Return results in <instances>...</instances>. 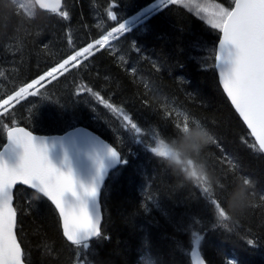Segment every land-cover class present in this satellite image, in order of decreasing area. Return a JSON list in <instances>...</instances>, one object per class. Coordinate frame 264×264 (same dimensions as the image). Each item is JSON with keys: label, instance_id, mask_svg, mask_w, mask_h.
<instances>
[{"label": "trees", "instance_id": "obj_1", "mask_svg": "<svg viewBox=\"0 0 264 264\" xmlns=\"http://www.w3.org/2000/svg\"><path fill=\"white\" fill-rule=\"evenodd\" d=\"M154 1L118 0L117 21L107 16L112 0H62L61 11L69 13L68 19L38 10L34 18L0 14V97L37 79ZM216 2L231 6V0ZM12 6L8 0L0 4L9 10ZM219 35L185 8L169 5L0 117V149L6 123L38 135L83 127L128 161L109 175L101 192L107 238L92 242V264H191L194 232L203 237L198 250L205 264H264V156L218 85L214 57ZM69 37L74 46H69ZM81 87L123 108L142 128L135 138L143 142L136 143L122 119L93 95L77 94ZM177 112L189 115L190 122L199 121L213 135L214 142L201 153L213 176L209 195L148 150L154 146L153 134L176 135L174 123L182 120ZM243 177L252 180L249 207L224 227L215 220L210 197L229 213V200ZM14 206L25 264H81L83 250L64 240L59 218L46 200L18 188ZM248 239L256 246H248Z\"/></svg>", "mask_w": 264, "mask_h": 264}, {"label": "snow or ice", "instance_id": "obj_2", "mask_svg": "<svg viewBox=\"0 0 264 264\" xmlns=\"http://www.w3.org/2000/svg\"><path fill=\"white\" fill-rule=\"evenodd\" d=\"M13 3H18L22 16L28 18H34L37 9L57 13L64 19L69 18L67 11H60L61 0H13ZM169 5L189 8L220 34L214 57L220 84L235 112L254 137L258 151L264 153V0H231L229 7L216 0H159L156 9L161 11ZM118 7V0H112V7L107 11L110 20H118V13L114 10ZM128 31V22H119L118 26L113 27L101 39H96L86 47L69 54L57 66L14 90L6 98L0 97V117L9 115L28 97L40 95L41 88L46 84H50L72 68H80L84 60L95 54L94 49H103L110 41L119 40ZM68 44L74 46L70 37ZM135 47L137 51L140 50L138 46ZM81 92L93 95L105 108L122 119L123 127L135 134L136 143L143 142L135 138L142 133V128L123 108L107 102L90 87H81L77 90V94ZM176 115L182 117V120L174 123L176 135L163 137L153 134L154 146H150L148 150L155 157L169 154L170 149L166 141L177 138L190 126L198 128L202 126L195 119H191L190 122L189 115L183 112H177ZM3 127L9 144L23 151L15 167H9L0 156V264H24V253L16 231L17 209L13 203L14 189L17 185H25L35 190L38 197H46L51 201L62 222L63 236L78 250H83L81 264H92L88 259L92 254L90 252L92 242L107 238L101 224L99 204L106 173L103 161L98 160L97 173L90 185L78 184L71 167H68L67 171H61L51 162L46 138H38L24 127L9 126L8 123ZM103 147L114 163H128L115 147L108 144H104ZM65 163L67 164V157ZM189 164L191 165V161ZM189 175L205 195L212 193V185L206 177L197 178L198 174L194 169ZM242 179L248 187L252 185L249 177ZM69 194L71 200L67 198ZM89 200L94 206L91 213ZM210 204L213 206L216 222L228 227L226 222L232 218L225 207L214 197H210ZM193 236L195 237L191 252L193 264H205L198 250L203 237L195 232ZM246 243L251 247L256 246L253 239H248ZM228 264H234V261L228 260Z\"/></svg>", "mask_w": 264, "mask_h": 264}, {"label": "water", "instance_id": "obj_3", "mask_svg": "<svg viewBox=\"0 0 264 264\" xmlns=\"http://www.w3.org/2000/svg\"><path fill=\"white\" fill-rule=\"evenodd\" d=\"M61 9H62V0H61L60 10ZM39 11L50 13V12L43 11V10H39ZM217 46H218V43H217ZM214 70L217 76L218 85L224 97L226 98L229 105L233 109L234 113L237 115L238 119L241 121V123L243 124V126L245 127V129L250 135V130L244 124L243 120L239 117L238 113L235 112L234 107L231 105L230 100L227 98L226 94L223 91L222 85L220 84V81H219L218 70L215 68V61H214ZM35 136L38 138L47 139L48 155H49V159L51 160V162L61 171H67L68 167H71L73 175L75 179L77 180L78 184H84L85 186H88L93 182V178L96 176V173H97L98 160L103 161L105 168H106L105 180H104L103 186L109 174L113 172L115 169H117L118 166L120 165L118 163H114L111 160V158L107 156V153L103 145L108 144V143H106L96 134H94L93 132L85 128L77 127L62 135H54V136L35 135ZM250 137L252 138V140L254 141L256 145L254 137H252L251 135ZM256 146L258 148V145ZM22 151L23 150L21 148L15 145H10L6 138L5 145L0 150V156H2L3 160L9 165V167H15L18 165L20 161ZM262 155L264 156V153H262ZM65 157H67V164L65 163ZM18 188H24V189H27L35 193V190L30 189L25 185H17L16 188L14 189V192ZM42 198L45 199L55 210L59 218L60 228H61V232L63 236L62 222L60 220L58 211L55 209V206L51 203V201L47 200L46 197H42ZM67 198L69 200L72 199L70 194ZM99 204H100V199H99ZM93 207H94L93 202L89 200L90 213L93 211ZM100 212H101V207H100ZM101 224H102V215H101ZM63 238L68 244L71 245V243L68 242L64 236ZM190 259H191V264H193L191 255H190Z\"/></svg>", "mask_w": 264, "mask_h": 264}, {"label": "clouds", "instance_id": "obj_4", "mask_svg": "<svg viewBox=\"0 0 264 264\" xmlns=\"http://www.w3.org/2000/svg\"><path fill=\"white\" fill-rule=\"evenodd\" d=\"M2 3L3 0H0V4ZM8 3L13 5L12 8L9 10L0 7V14H7L10 11L11 15L17 13L22 15L18 3H13V0H8ZM213 139V135L206 127H189L187 131L180 133L177 138L166 141L170 149L169 154L164 157L157 156V158L189 181L193 179L189 173L194 169L198 174L197 178L206 177L211 182L213 180L212 173L209 171L207 162L202 158L201 153L213 142ZM189 161H191V165ZM250 195L248 185L243 181L237 184L234 194L229 200L231 218H239L246 213L249 207Z\"/></svg>", "mask_w": 264, "mask_h": 264}, {"label": "rangeland", "instance_id": "obj_5", "mask_svg": "<svg viewBox=\"0 0 264 264\" xmlns=\"http://www.w3.org/2000/svg\"><path fill=\"white\" fill-rule=\"evenodd\" d=\"M159 3V0H156L153 4L149 5L148 7L142 9L141 11H139L137 14H135L132 18H130L129 20H127L128 22V27L129 30H131L133 27H135L136 25H139L141 23H143L146 19H148L149 17H151L154 13L159 12L160 10L156 9V5ZM180 6V5H178ZM183 7V6H181ZM186 10L190 11L189 8L187 7H183ZM164 9V8H163ZM192 12L195 16H197L194 11H190ZM198 17V16H197ZM200 18V17H198ZM201 19V18H200ZM203 20V19H201ZM204 21V20H203ZM205 22V21H204ZM111 31V30H110ZM107 35V34H106ZM114 41V40H113ZM110 41L109 45L113 42ZM108 46V45H107ZM106 47V46H105ZM94 52L99 51V50H93Z\"/></svg>", "mask_w": 264, "mask_h": 264}]
</instances>
